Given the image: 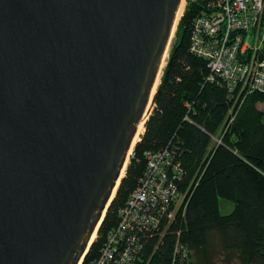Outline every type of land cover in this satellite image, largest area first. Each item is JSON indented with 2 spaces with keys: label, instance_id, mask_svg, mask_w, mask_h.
Masks as SVG:
<instances>
[{
  "label": "water",
  "instance_id": "1",
  "mask_svg": "<svg viewBox=\"0 0 264 264\" xmlns=\"http://www.w3.org/2000/svg\"><path fill=\"white\" fill-rule=\"evenodd\" d=\"M181 1L0 0V264H81Z\"/></svg>",
  "mask_w": 264,
  "mask_h": 264
},
{
  "label": "trees",
  "instance_id": "2",
  "mask_svg": "<svg viewBox=\"0 0 264 264\" xmlns=\"http://www.w3.org/2000/svg\"><path fill=\"white\" fill-rule=\"evenodd\" d=\"M213 1H186L153 109L81 264L98 255L116 226L144 173L146 152L162 149L181 170L176 183L186 204L162 236L147 234L145 264H264V93L229 90L221 77H208V61L191 51L194 20ZM220 199L233 203L229 213L220 211ZM177 241L185 252L176 250Z\"/></svg>",
  "mask_w": 264,
  "mask_h": 264
},
{
  "label": "built area",
  "instance_id": "3",
  "mask_svg": "<svg viewBox=\"0 0 264 264\" xmlns=\"http://www.w3.org/2000/svg\"><path fill=\"white\" fill-rule=\"evenodd\" d=\"M263 15L264 0H214L196 16L190 49L208 61L210 79L221 77L229 90L248 87L264 93ZM180 175L167 149L146 152L143 175L89 264H145L147 234L162 236L176 212L185 208L186 193L176 183ZM175 248L186 251L179 241Z\"/></svg>",
  "mask_w": 264,
  "mask_h": 264
},
{
  "label": "bare ground",
  "instance_id": "4",
  "mask_svg": "<svg viewBox=\"0 0 264 264\" xmlns=\"http://www.w3.org/2000/svg\"><path fill=\"white\" fill-rule=\"evenodd\" d=\"M184 3H185V0H182L181 1V4H180V7H179V10H178V13H177V17H176V23L178 22V20L180 19L182 13H183V10H184ZM176 23L174 25V28H173V32H172V35H171V38L173 37L174 35V32H175V29H176ZM168 49H169V45L166 49V52L164 54V59L162 60V63H161V67H160V71L158 73V77H157V80H156V83H155V86H154V89H153V92L156 90L159 82H160V79H161V75H162V72H163V68L166 64V60H167V57H168ZM146 119V118H145ZM145 119H143L140 124L138 125V128H137V131H136V134H135V137H134V141H133V144L136 143L140 137V135L143 133L144 131V124H145ZM124 170V168H123ZM122 170V171H123ZM122 174V173H121ZM121 176V175H120ZM95 234V232H94ZM94 234L92 235V238L94 236ZM91 238V240H92Z\"/></svg>",
  "mask_w": 264,
  "mask_h": 264
},
{
  "label": "rangeland",
  "instance_id": "5",
  "mask_svg": "<svg viewBox=\"0 0 264 264\" xmlns=\"http://www.w3.org/2000/svg\"><path fill=\"white\" fill-rule=\"evenodd\" d=\"M185 4H186V0H185V3H184V6H185ZM177 24H178V23H177ZM176 27H177V25H176ZM175 30H176V29H175ZM261 35H262V36L264 35V31H261ZM174 36H175V32H174L173 37L171 38V43H170V45H169L168 53H169V50H170L171 44H172V42H173ZM166 61H167V60H166ZM260 105H261V104H260ZM261 106H262V105H261ZM134 144H135V143H134ZM134 144H133L132 146H134ZM131 150H132V149H131ZM130 153H131V151H130ZM130 153H129V155H130ZM128 161H129V157H128L127 161H126V165L124 166V170L122 171V174H121L120 178H121V177L124 175V173H125V169H126V166H127ZM117 186H118V185H117ZM116 188H117V187H116ZM115 190H116V189H115ZM114 194H115V191H114ZM114 194H113V196H114ZM219 206H220V211H221L222 213H224V214L229 213V212L233 209V203H232L231 201H228V200H225V199H220ZM96 235H97V230H96L95 235L93 236V239L96 237ZM220 264H221V262H220Z\"/></svg>",
  "mask_w": 264,
  "mask_h": 264
}]
</instances>
